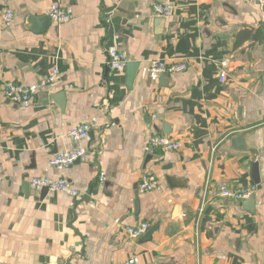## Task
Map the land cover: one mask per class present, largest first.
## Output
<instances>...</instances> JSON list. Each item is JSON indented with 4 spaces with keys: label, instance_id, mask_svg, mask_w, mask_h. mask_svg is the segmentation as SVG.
<instances>
[{
    "label": "crops",
    "instance_id": "0c3cea01",
    "mask_svg": "<svg viewBox=\"0 0 264 264\" xmlns=\"http://www.w3.org/2000/svg\"><path fill=\"white\" fill-rule=\"evenodd\" d=\"M53 1L0 0V264H264V3L61 0L71 19L42 29ZM113 47L138 63L130 84L127 68L108 64ZM153 59L189 66L156 74ZM54 65L62 78L40 86ZM9 81L32 98L7 99ZM83 123L89 136L70 138ZM165 128L183 149L150 153ZM77 148L86 153L71 167L50 164ZM147 171L158 186L141 193ZM38 176L65 177L81 196L35 190ZM207 180L254 193L203 206ZM140 222L154 231L131 240L126 226Z\"/></svg>",
    "mask_w": 264,
    "mask_h": 264
},
{
    "label": "built area",
    "instance_id": "2783aa9c",
    "mask_svg": "<svg viewBox=\"0 0 264 264\" xmlns=\"http://www.w3.org/2000/svg\"><path fill=\"white\" fill-rule=\"evenodd\" d=\"M247 3L252 4H263L264 0H242ZM154 11L161 17H170L173 14L175 6L170 3H154L153 5ZM74 12V8L72 5H68L63 3L61 0H55L51 3L47 15L49 18L58 24H62L68 22L72 14ZM3 23L5 27H11L14 20V12L12 10H6L3 13ZM130 62L127 52L124 50H120L117 47H113L109 50V61L108 64L112 69L115 70H124L127 68L128 63ZM224 66L227 63H223ZM150 70L156 74H176L183 72L189 66V61L179 60V61H170L165 59H153L149 62ZM227 77V73L223 70L220 73V80L222 82L225 81ZM62 78V72L58 65H54L49 73L41 80L40 86L44 87L50 83L59 81ZM4 96L16 103H23L29 101L34 91L25 86L22 83L16 81H9L4 85L3 88ZM91 127L87 123L78 124L72 127L68 135L75 141H80L86 139L90 134ZM184 140L182 139H174L169 135L165 134H153L148 140V150L150 153H156L159 150L162 151H179L184 147ZM86 153L85 148H77L74 150H69L61 153H57L54 155L50 164L60 170L71 167L75 164L79 159H81ZM103 178V177H101ZM31 186L38 191H43L47 189L48 191L65 193L71 196L79 197L81 196V192L75 188V186L65 177L63 178H54L50 176H38L33 177L31 179ZM158 186V178L147 171L141 177V181L139 183V191L141 193H147ZM204 197H203V206L212 199L220 198V199H230L236 201H242L249 199L254 193V186L234 188L230 187L227 184H219V185H211L209 180L206 181L203 186ZM150 229V225L148 222H140L136 225L126 226V232L128 237L131 240H136L141 238L148 230ZM114 264H136V258L127 257L121 261H118Z\"/></svg>",
    "mask_w": 264,
    "mask_h": 264
},
{
    "label": "water",
    "instance_id": "95a60500",
    "mask_svg": "<svg viewBox=\"0 0 264 264\" xmlns=\"http://www.w3.org/2000/svg\"><path fill=\"white\" fill-rule=\"evenodd\" d=\"M30 20L31 22H37V19H35V17L31 16L30 17ZM44 24H43V28L46 26L47 23H49L50 19L49 17H43L42 18ZM137 67H138V63L137 62H134V61H130L127 65V71H128V80H129V84L130 82H132L136 76V71H137ZM165 75V74H164ZM165 133L166 135H169V130L167 128H165ZM159 134H164L162 132H159ZM235 142H241L242 146H240V148H243L245 146V144H243V137L242 136H238V137H235L234 139ZM253 172L255 173L256 177H258V174L260 173V168H259V163H255L253 165ZM258 178H256L257 180ZM168 180H169V183L171 185V187H174L175 186V178L174 177H168ZM47 190V189H45ZM154 229H151L147 232L146 234V238H150L152 233H153Z\"/></svg>",
    "mask_w": 264,
    "mask_h": 264
}]
</instances>
